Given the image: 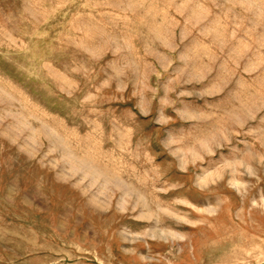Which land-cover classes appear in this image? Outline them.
Wrapping results in <instances>:
<instances>
[{"label":"rangeland","instance_id":"374dc122","mask_svg":"<svg viewBox=\"0 0 264 264\" xmlns=\"http://www.w3.org/2000/svg\"><path fill=\"white\" fill-rule=\"evenodd\" d=\"M0 264H264V0H0Z\"/></svg>","mask_w":264,"mask_h":264}]
</instances>
